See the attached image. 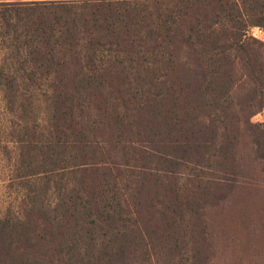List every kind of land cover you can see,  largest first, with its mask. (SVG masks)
<instances>
[{
    "label": "trees",
    "instance_id": "16d2710c",
    "mask_svg": "<svg viewBox=\"0 0 264 264\" xmlns=\"http://www.w3.org/2000/svg\"><path fill=\"white\" fill-rule=\"evenodd\" d=\"M253 28L264 0H0V152L19 190L0 264H217L207 209L237 187L243 127L264 173Z\"/></svg>",
    "mask_w": 264,
    "mask_h": 264
},
{
    "label": "rangeland",
    "instance_id": "374dc122",
    "mask_svg": "<svg viewBox=\"0 0 264 264\" xmlns=\"http://www.w3.org/2000/svg\"><path fill=\"white\" fill-rule=\"evenodd\" d=\"M264 40V32L253 28L249 32ZM264 121V111L252 117V122ZM5 123L0 134H3ZM237 166H233L231 179L237 187L216 206L207 209V217L216 235L217 264H235L240 253L246 261L258 258L257 251L264 250V173L262 162L255 157L251 135L243 127L242 137L236 149ZM0 152V213L16 210L19 190L12 183L10 162ZM243 216L244 221L241 219Z\"/></svg>",
    "mask_w": 264,
    "mask_h": 264
},
{
    "label": "built area",
    "instance_id": "2783aa9c",
    "mask_svg": "<svg viewBox=\"0 0 264 264\" xmlns=\"http://www.w3.org/2000/svg\"><path fill=\"white\" fill-rule=\"evenodd\" d=\"M260 31H261V29L260 28H258ZM263 31V30H262Z\"/></svg>",
    "mask_w": 264,
    "mask_h": 264
}]
</instances>
